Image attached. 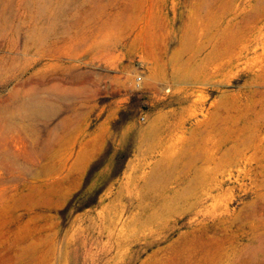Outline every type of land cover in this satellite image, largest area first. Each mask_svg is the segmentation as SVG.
<instances>
[{
    "label": "rangeland",
    "instance_id": "1",
    "mask_svg": "<svg viewBox=\"0 0 264 264\" xmlns=\"http://www.w3.org/2000/svg\"><path fill=\"white\" fill-rule=\"evenodd\" d=\"M0 264H264V0H0Z\"/></svg>",
    "mask_w": 264,
    "mask_h": 264
},
{
    "label": "bare ground",
    "instance_id": "2",
    "mask_svg": "<svg viewBox=\"0 0 264 264\" xmlns=\"http://www.w3.org/2000/svg\"><path fill=\"white\" fill-rule=\"evenodd\" d=\"M24 111L28 113H39V114H49L51 107L43 104L37 99H28L23 104Z\"/></svg>",
    "mask_w": 264,
    "mask_h": 264
}]
</instances>
